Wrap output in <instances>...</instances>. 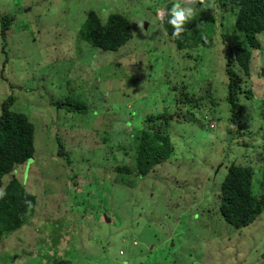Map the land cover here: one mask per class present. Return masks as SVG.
Listing matches in <instances>:
<instances>
[{
    "label": "rangeland",
    "instance_id": "1",
    "mask_svg": "<svg viewBox=\"0 0 264 264\" xmlns=\"http://www.w3.org/2000/svg\"><path fill=\"white\" fill-rule=\"evenodd\" d=\"M165 2L0 0V17L13 19L0 35V102L13 93L35 125L34 156L13 173L38 195L28 221L0 239V264H264V212L235 228L219 210L230 165H251L254 193L264 190V32L238 127L226 73L230 46L245 42L235 15L221 0H167L215 17L202 41L176 42ZM90 11L127 16L133 36L117 51L91 45L79 35ZM182 90L200 104L177 103ZM67 98L88 109L56 106ZM162 112L175 113L171 156L144 176L117 174L132 166L122 154L143 119Z\"/></svg>",
    "mask_w": 264,
    "mask_h": 264
},
{
    "label": "trees",
    "instance_id": "2",
    "mask_svg": "<svg viewBox=\"0 0 264 264\" xmlns=\"http://www.w3.org/2000/svg\"><path fill=\"white\" fill-rule=\"evenodd\" d=\"M172 4L173 2L166 0L162 20L168 34L176 42L192 41L197 44L202 41L199 36H202L203 24H212L215 17L205 12L201 16L192 17L185 21L182 25L184 31L177 36L174 35V26L169 22L172 17ZM221 4L224 6L222 12L230 11L235 15L234 28L243 33L245 40L243 45L238 43L230 46L226 64L227 101L231 122L239 127L247 113L240 96H253L251 87L245 86L244 81L250 68L253 49L260 45L258 35L264 32V0H221ZM12 20L8 16L0 17L1 37H5ZM79 35L93 46L117 51L133 36V30L131 21L123 14L111 13L103 21L97 12L90 11L79 29ZM235 63L239 65V70L234 68ZM181 94L176 100L177 103L189 104L195 101L192 106L200 104L199 98L189 95L185 90ZM15 100L13 93H10L0 102V191L4 192L3 197H0V239L28 221L38 197L13 173L15 167L32 159L35 152V125L26 113L13 109ZM56 102L58 108H64L67 112L85 113L88 109L85 103L72 102L68 98ZM174 116L175 113L167 112L146 116L142 127L133 134L131 147L126 146L127 149L122 154V158L131 160L132 166H117L116 173L135 172L144 176L155 165L167 160L173 152V145L166 127ZM102 137L106 142V137ZM58 142L62 153L63 144L61 140ZM110 148L113 151V147ZM253 173L251 165L233 164L228 167L221 182L219 210L225 220L235 228L248 226L264 212V190L259 194L254 193ZM6 174H10L7 181L4 179ZM53 261V264H71L68 259L63 258H55Z\"/></svg>",
    "mask_w": 264,
    "mask_h": 264
},
{
    "label": "clouds",
    "instance_id": "3",
    "mask_svg": "<svg viewBox=\"0 0 264 264\" xmlns=\"http://www.w3.org/2000/svg\"><path fill=\"white\" fill-rule=\"evenodd\" d=\"M194 15V9L189 8H181L179 5L174 6L172 9V17L170 19V23L174 26V35L179 36L181 32L184 31L182 25L186 20H190ZM142 24V21H141ZM4 192L0 191V197H3Z\"/></svg>",
    "mask_w": 264,
    "mask_h": 264
},
{
    "label": "water",
    "instance_id": "4",
    "mask_svg": "<svg viewBox=\"0 0 264 264\" xmlns=\"http://www.w3.org/2000/svg\"><path fill=\"white\" fill-rule=\"evenodd\" d=\"M262 73L264 74V70H262ZM234 129V128H233Z\"/></svg>",
    "mask_w": 264,
    "mask_h": 264
},
{
    "label": "bare ground",
    "instance_id": "5",
    "mask_svg": "<svg viewBox=\"0 0 264 264\" xmlns=\"http://www.w3.org/2000/svg\"><path fill=\"white\" fill-rule=\"evenodd\" d=\"M196 1V0H195ZM220 1V0H219Z\"/></svg>",
    "mask_w": 264,
    "mask_h": 264
}]
</instances>
